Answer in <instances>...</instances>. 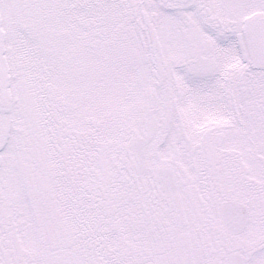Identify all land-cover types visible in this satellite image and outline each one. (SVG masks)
Returning <instances> with one entry per match:
<instances>
[{
	"label": "snow or ice",
	"instance_id": "6c2138e0",
	"mask_svg": "<svg viewBox=\"0 0 264 264\" xmlns=\"http://www.w3.org/2000/svg\"><path fill=\"white\" fill-rule=\"evenodd\" d=\"M0 264H264V0H0Z\"/></svg>",
	"mask_w": 264,
	"mask_h": 264
}]
</instances>
